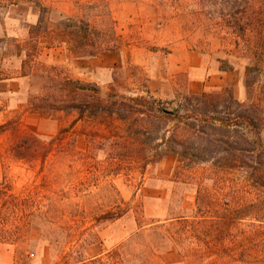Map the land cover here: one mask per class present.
I'll return each mask as SVG.
<instances>
[{"label":"rangeland","instance_id":"obj_1","mask_svg":"<svg viewBox=\"0 0 264 264\" xmlns=\"http://www.w3.org/2000/svg\"><path fill=\"white\" fill-rule=\"evenodd\" d=\"M89 1L95 0L43 3L50 21L57 23L76 13L78 2ZM104 1L116 21L121 49L89 57L71 54L64 44L42 47L36 67L96 84L104 96L117 85L113 79L120 66L125 70L117 74V88L126 95L141 93L145 78L152 94L163 100L229 88L241 102L257 105L264 138V65L252 66L249 53L214 25L222 3ZM38 19L39 10L31 3L0 0V39L7 41L0 49V182L6 177L13 192L28 199L27 207L52 210L55 222L71 227L74 242L82 241L88 258L112 264H264V222L247 218L232 222L231 228L202 220L193 227L197 186L176 176V153L144 173L109 166L103 156L90 161L88 127L79 123L71 128L74 116L43 117L29 110V101L42 92L37 79L26 75L29 69H23L24 57L17 55L14 43H23ZM61 129L67 132L52 147ZM120 210L126 211L121 218L100 220ZM179 217L190 223L177 224ZM31 221L30 245L0 243V264H15L18 252L30 249L35 252L32 264H51L56 258L57 250L41 239L39 219Z\"/></svg>","mask_w":264,"mask_h":264},{"label":"trees","instance_id":"obj_2","mask_svg":"<svg viewBox=\"0 0 264 264\" xmlns=\"http://www.w3.org/2000/svg\"><path fill=\"white\" fill-rule=\"evenodd\" d=\"M24 1L39 10L38 22L29 27L27 39L14 43L17 55L24 57L23 69H29L26 75L37 79L42 92L29 101L31 112L43 117L74 116L71 128L79 123L88 127L86 159L90 161L103 156L109 166L144 173L169 153H176V176L197 186L193 227L202 220L215 221L218 226L231 224V228L232 222L247 218L264 222V138L255 103L241 102L229 88L163 100L148 89L146 78L141 93L122 94L117 88L121 85L117 74L125 70L121 66L114 73L117 85H112L106 96L96 84L52 76L46 67H36L42 47L64 44L71 54L89 57L118 51L123 42L116 21L104 0L78 2L77 12L57 23L50 21L43 0ZM199 2L202 7L222 3L224 9L218 12L214 25L237 49L249 53L252 66L261 69L264 0ZM4 46L7 41L0 39V48ZM66 132L61 129L51 139L52 147ZM27 200L13 192L6 177L2 179L0 243L29 246L27 231L35 226L31 218H38L36 227L42 231V241L58 252L51 264H112L102 257H86L82 241L74 242L68 224L55 222L50 209L27 207ZM125 213H106L100 220L119 219ZM189 223L187 217L177 219V224ZM31 255H35L33 249L18 252L15 264H32Z\"/></svg>","mask_w":264,"mask_h":264},{"label":"crops","instance_id":"obj_3","mask_svg":"<svg viewBox=\"0 0 264 264\" xmlns=\"http://www.w3.org/2000/svg\"><path fill=\"white\" fill-rule=\"evenodd\" d=\"M0 49H2V48H0Z\"/></svg>","mask_w":264,"mask_h":264}]
</instances>
